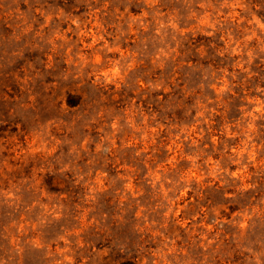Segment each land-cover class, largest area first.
Returning <instances> with one entry per match:
<instances>
[{
  "label": "rangeland",
  "instance_id": "obj_1",
  "mask_svg": "<svg viewBox=\"0 0 264 264\" xmlns=\"http://www.w3.org/2000/svg\"><path fill=\"white\" fill-rule=\"evenodd\" d=\"M128 261L264 264V0H0V264Z\"/></svg>",
  "mask_w": 264,
  "mask_h": 264
},
{
  "label": "trees",
  "instance_id": "obj_2",
  "mask_svg": "<svg viewBox=\"0 0 264 264\" xmlns=\"http://www.w3.org/2000/svg\"><path fill=\"white\" fill-rule=\"evenodd\" d=\"M129 262H130V264H136L135 262H132V261H128V262H125V263L123 262V264L129 263Z\"/></svg>",
  "mask_w": 264,
  "mask_h": 264
}]
</instances>
